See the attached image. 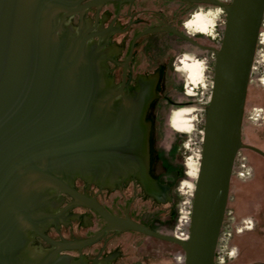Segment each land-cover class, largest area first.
<instances>
[{
	"label": "water",
	"instance_id": "95a60500",
	"mask_svg": "<svg viewBox=\"0 0 264 264\" xmlns=\"http://www.w3.org/2000/svg\"><path fill=\"white\" fill-rule=\"evenodd\" d=\"M0 264H264V0H0Z\"/></svg>",
	"mask_w": 264,
	"mask_h": 264
}]
</instances>
